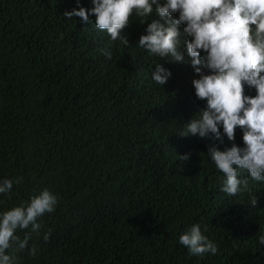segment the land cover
I'll return each instance as SVG.
<instances>
[{"label": "trees", "instance_id": "1", "mask_svg": "<svg viewBox=\"0 0 264 264\" xmlns=\"http://www.w3.org/2000/svg\"><path fill=\"white\" fill-rule=\"evenodd\" d=\"M93 6L0 0V181L23 178L11 199L0 194V213L44 189L59 200L14 264H264V181L241 170L248 188L229 197L207 155L213 145L244 147L243 129L234 141L222 125L221 139L181 135L207 107L186 44L184 61L138 46L148 24L166 23L154 10L144 23L133 16L122 46L96 27ZM79 7L89 10L87 24L64 16ZM159 63L171 72L164 86L152 79ZM194 225L216 254L191 255L180 243Z\"/></svg>", "mask_w": 264, "mask_h": 264}, {"label": "clouds", "instance_id": "2", "mask_svg": "<svg viewBox=\"0 0 264 264\" xmlns=\"http://www.w3.org/2000/svg\"><path fill=\"white\" fill-rule=\"evenodd\" d=\"M92 3L90 11L96 27L112 41L119 40L122 46L130 43L122 32L134 15L144 23L155 10L166 21L153 20L148 24L147 34L140 37L138 46L161 59L184 61L181 48L186 44L191 64L199 73V78L193 80L195 94L207 101V107L186 125L181 135L207 138L211 134L214 139H221L222 125L224 134L234 141L237 127L243 129L244 147L233 145L221 151L213 145L208 149L207 155L225 178L221 191L235 197L248 188V179L240 178L241 170L254 181H264V0H92ZM64 16L79 17L87 24L89 10L79 7L66 11ZM181 24L185 25L184 34L191 39H182L178 27ZM104 53L112 59L111 51L105 49ZM202 63L207 72L198 67ZM170 76L163 64H156L152 72L156 84L164 86ZM246 85L254 87L257 95H246ZM181 158L186 160L188 156ZM22 180L17 177L0 181V194L11 199L14 183L19 185ZM58 202L57 195L44 189L33 195L30 202L0 213V264H14L16 254L28 249L32 235L41 234L42 217L53 213ZM18 231H25L23 239ZM50 236L49 229L43 233L44 241ZM179 240L191 255L203 257L218 252L199 225L192 226ZM36 254L37 246L33 244L29 255Z\"/></svg>", "mask_w": 264, "mask_h": 264}]
</instances>
